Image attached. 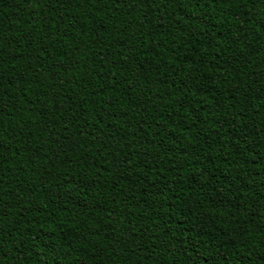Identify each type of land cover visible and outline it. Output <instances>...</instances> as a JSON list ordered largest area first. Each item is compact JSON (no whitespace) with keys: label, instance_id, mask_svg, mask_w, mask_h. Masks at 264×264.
I'll return each mask as SVG.
<instances>
[{"label":"trees","instance_id":"obj_1","mask_svg":"<svg viewBox=\"0 0 264 264\" xmlns=\"http://www.w3.org/2000/svg\"><path fill=\"white\" fill-rule=\"evenodd\" d=\"M0 264H264V0H0Z\"/></svg>","mask_w":264,"mask_h":264},{"label":"snow or ice","instance_id":"obj_2","mask_svg":"<svg viewBox=\"0 0 264 264\" xmlns=\"http://www.w3.org/2000/svg\"><path fill=\"white\" fill-rule=\"evenodd\" d=\"M193 180L195 183H199L200 182V178L199 177H193Z\"/></svg>","mask_w":264,"mask_h":264}]
</instances>
